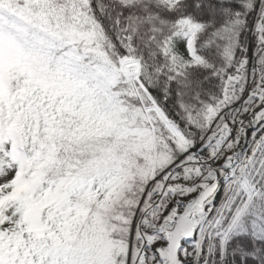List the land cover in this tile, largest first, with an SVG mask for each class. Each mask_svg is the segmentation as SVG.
Instances as JSON below:
<instances>
[{
	"label": "snow or ice",
	"instance_id": "6c2138e0",
	"mask_svg": "<svg viewBox=\"0 0 264 264\" xmlns=\"http://www.w3.org/2000/svg\"><path fill=\"white\" fill-rule=\"evenodd\" d=\"M0 264H264V0H0Z\"/></svg>",
	"mask_w": 264,
	"mask_h": 264
}]
</instances>
